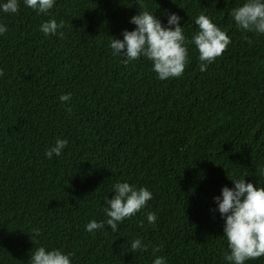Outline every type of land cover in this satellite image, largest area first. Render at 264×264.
I'll return each mask as SVG.
<instances>
[{
	"label": "trees",
	"instance_id": "1",
	"mask_svg": "<svg viewBox=\"0 0 264 264\" xmlns=\"http://www.w3.org/2000/svg\"><path fill=\"white\" fill-rule=\"evenodd\" d=\"M245 2L55 0L38 15L19 0L17 14L0 11V264H31L40 246L72 253L71 264H228L213 197L232 179L264 188V35L236 26L231 12ZM144 10L165 26L169 13L181 17L189 41L204 14L231 43L204 72L189 43L183 75L159 80L146 57L125 65L110 48ZM51 18L64 38L40 31ZM57 138L68 145L48 159ZM117 182L153 199L118 231L89 233L90 221H106ZM137 237L147 251L132 252Z\"/></svg>",
	"mask_w": 264,
	"mask_h": 264
},
{
	"label": "clouds",
	"instance_id": "2",
	"mask_svg": "<svg viewBox=\"0 0 264 264\" xmlns=\"http://www.w3.org/2000/svg\"><path fill=\"white\" fill-rule=\"evenodd\" d=\"M25 6L36 13L48 15L55 5V0H24ZM142 7V5H141ZM20 9L19 0H6L0 4V11L8 14H17ZM231 16L236 26L242 32L264 35V0H246L238 8H234ZM181 17L175 13L167 16V26L156 18L154 13L147 10L139 11L130 18L135 25L131 31L122 32L123 39L111 37L110 48L113 56H119L125 65L138 60L141 56L152 62V70L159 80L179 78L183 75L188 60V44L192 43L199 52V68L201 72L207 70L209 64L220 57L231 43V38L218 26L211 22L204 14L199 15L195 23L199 31L191 41L184 35L180 25ZM64 22L59 23L51 18L39 26L40 31L47 37L57 35L64 38L62 31ZM7 26L0 24V35L6 33ZM249 45L253 41L244 36ZM4 72L0 69V76ZM61 102L67 103L71 93L61 95ZM71 111V108L68 109ZM66 139L57 138L54 146L45 152L48 159L55 154L61 155L67 147ZM232 188L222 187L220 196L213 197L217 210L224 219L223 236L228 242L230 254L224 255L228 264H245L249 259L264 257V188H258L245 179H232ZM114 195L106 201L104 208L106 221H90L86 231L94 233L104 228L105 223L113 232L118 231V225L125 219H130L140 212L147 202L153 199V194L145 187L137 189L128 182H117L113 185ZM147 221L154 225L157 221L155 212L147 214ZM143 223V222H141ZM32 243H39L36 237L41 235L40 229H32ZM132 252L147 251V245L142 238L137 237L131 241ZM160 251L154 248L153 253ZM72 253H64L59 249L46 250L40 246L31 255V264H71ZM152 264H166V258L156 256Z\"/></svg>",
	"mask_w": 264,
	"mask_h": 264
},
{
	"label": "bare ground",
	"instance_id": "3",
	"mask_svg": "<svg viewBox=\"0 0 264 264\" xmlns=\"http://www.w3.org/2000/svg\"><path fill=\"white\" fill-rule=\"evenodd\" d=\"M82 219V218H81ZM78 223H80V221L78 222ZM79 226H80V224H79ZM103 243V242H102Z\"/></svg>",
	"mask_w": 264,
	"mask_h": 264
}]
</instances>
